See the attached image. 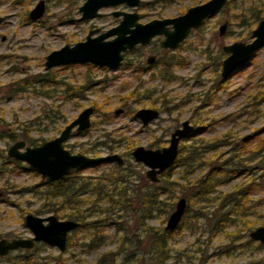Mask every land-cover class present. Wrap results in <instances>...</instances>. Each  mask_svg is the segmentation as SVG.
Returning a JSON list of instances; mask_svg holds the SVG:
<instances>
[{
  "label": "rangeland",
  "instance_id": "obj_1",
  "mask_svg": "<svg viewBox=\"0 0 264 264\" xmlns=\"http://www.w3.org/2000/svg\"><path fill=\"white\" fill-rule=\"evenodd\" d=\"M39 1L0 0V239L30 238L33 234L24 224L25 215L51 214L41 210L45 179L24 161L8 157L9 146L21 139L28 146L52 139L84 108L91 107L90 127L81 132L73 129L64 147L72 154L89 156L116 153L123 163L81 169L76 174L80 179L94 181L117 168L127 177L122 185L129 191L150 185L145 175L147 167L133 159L132 150L139 145L152 148L156 139L160 147L167 146L171 132L185 119L198 131L183 139L179 147L184 152L193 145L203 147L204 161L211 162L196 167L194 162L188 181L204 177L213 165L237 167L232 174L223 169L216 172V178L222 180L213 194L219 199L212 204L198 198L188 201L190 190L179 178L183 165H177L169 175L167 170L160 175L159 186H164L166 176L175 183L168 193L173 200L170 212L179 198L186 200L180 226L172 231L168 243L167 263L176 259V264H264V244L259 246L261 243L250 239L247 230L248 226L254 229L264 225V186L258 184L264 181V171L258 168L259 157L255 156L264 144V47L230 76L220 75L227 55L222 47L251 40V30L260 19L246 23L249 8H260L264 17V0L231 1L227 10L223 7L190 31L175 50L163 49L159 43L163 37L157 36L149 45L125 52L117 67L80 62L49 69L45 68V60L52 50L84 40L91 29H98V34L116 26L121 16H113L114 10L137 11L139 21L145 23L177 16L206 0H141L136 8L125 4L103 7L100 15L92 19H81L78 8L85 0H43L42 16L30 19L29 12ZM226 20V32L220 35L219 27ZM25 45L30 47L29 52L23 51ZM149 56L155 57L152 65L146 63ZM165 59L173 64L163 78ZM139 65L146 69H135ZM37 77L43 80L39 82ZM18 83L24 86L18 87ZM132 91L139 93L138 100L129 98ZM140 108L157 109L159 115L144 125L134 116ZM116 109L122 111L116 114ZM196 119L200 126L195 124ZM9 129L18 134L17 138L7 136ZM22 132L36 139L34 144L21 136ZM208 144L212 148H205ZM90 147L93 150H88ZM250 181L254 185L246 198L250 208L235 206L229 198ZM114 211V221L105 222L103 238L92 240L90 230L76 229L68 234L63 251L36 242L31 249L12 250L0 256V264H96L107 251L127 249L129 241L144 243L145 230L137 223L138 215L118 208ZM170 212L167 216L154 215L145 222L146 226L164 228ZM97 213L90 220H98ZM116 223L121 228L117 229ZM123 236L126 243H122ZM131 249L138 251L137 247ZM114 263L150 264L130 259L127 253L118 255L115 262H107Z\"/></svg>",
  "mask_w": 264,
  "mask_h": 264
},
{
  "label": "water",
  "instance_id": "obj_2",
  "mask_svg": "<svg viewBox=\"0 0 264 264\" xmlns=\"http://www.w3.org/2000/svg\"><path fill=\"white\" fill-rule=\"evenodd\" d=\"M141 0H85L78 8L81 19H92L100 15L103 7H116L125 4L136 8ZM229 0H206L203 3L186 9L182 14L174 17L155 18L148 22L139 21L137 11L114 10L113 16L121 19L119 23L98 34V29L87 32L85 39L74 45L68 44L52 50L46 55L45 68L54 66L89 62L100 66L117 67L123 59V54L132 51L136 45H147L157 36H162L160 45L163 48L175 50L184 41L190 31L197 29L209 17L218 13ZM45 10L44 1L40 0L29 12L30 19H38ZM228 21L219 27V34L226 32ZM113 36L111 39L109 37ZM251 41H235L224 45L223 51L228 55L221 63L220 75L225 78L240 67L259 48L264 46V18L251 31ZM155 57H147V63L154 62ZM93 109L84 108L75 119L66 124L59 135L36 146H28L24 140H17L7 149V156L24 161L29 167L39 173L46 183L63 179L72 170L85 169L104 163H123V158L116 153L101 156H89L83 153L72 154L64 147V141L74 129L81 132L90 127V115ZM122 109H116L118 114ZM159 111L153 108H140L135 111L142 124L146 125L157 118ZM194 126L189 120L182 121L181 126L174 129L167 146L160 148H146L142 145L132 150L133 159L147 167L145 175L152 183L160 181V175L166 171L177 159L179 143L194 133ZM186 209L184 197L178 199L166 220L165 230L174 231L180 224ZM24 224L33 236L30 238L0 239V256L12 250L31 249L36 242H43L55 246L59 251L66 248L68 234L80 226V222L73 219H59L54 214L41 217L28 213L24 217ZM250 239L264 244V225L258 226L249 232Z\"/></svg>",
  "mask_w": 264,
  "mask_h": 264
},
{
  "label": "trees",
  "instance_id": "obj_3",
  "mask_svg": "<svg viewBox=\"0 0 264 264\" xmlns=\"http://www.w3.org/2000/svg\"><path fill=\"white\" fill-rule=\"evenodd\" d=\"M234 0H229L223 9H228L229 3ZM260 8L250 7L249 8V20L246 22L252 24L255 21L263 18V15L260 13ZM172 60H164L163 68V78L167 77L169 68L172 66ZM143 71V70H141ZM38 81H42V78L37 77ZM47 81L51 78H47ZM46 81V82H47ZM24 84H27L28 81H23ZM24 86L23 83H18V87ZM14 89H11L13 91ZM139 93L132 91L129 94V98L138 100ZM195 124L200 126V122L196 119ZM7 136L11 139L17 138L18 134L14 130L9 129ZM21 135V134H20ZM26 137L30 143L34 144V138L29 137L24 132L22 135ZM189 136H192L190 134ZM264 143V142H263ZM210 146L209 144L207 145ZM152 148L160 147V141L158 139L154 140L151 143ZM203 147L198 145H193L187 152L179 147V154L176 161L167 169L166 173L169 175L172 169L177 165H183V170L180 172L179 178L185 180V187L190 190L188 201L192 198H198L202 202H211L213 203L216 199H219L218 196H214V193H217L216 186L220 184V178L217 177L218 170H224L227 174H232L235 172L234 168L224 169V163L221 166H211V169L204 175V177L194 179L193 181H188L187 175L194 171L196 166L202 164H210V159L204 161V153L202 150ZM209 148H212L211 146ZM208 148V149H209ZM214 148V147H213ZM204 149V148H203ZM88 150H93L92 147ZM256 157H259L258 168L264 171V144H262L257 150ZM252 156V155H250ZM256 157H249L251 160H254ZM203 160V161H202ZM16 164H19L18 161H14ZM194 162H197L195 167ZM227 162V161H225ZM81 169H75L70 172L69 175L65 176L63 179L47 183L46 189L44 192V201L41 205V210L43 212H49L56 215L59 219L68 218L77 220L80 222V226L77 229H86L92 232V240L99 237L103 238L102 231L105 226L107 219H111L115 214L114 209L118 208L120 210H130L135 212L138 215L137 223L144 227V234L146 237L145 247H142L144 243L137 242L132 244V241H129L127 249L117 250L116 252L107 251L99 256L96 261V264H107V262H115L116 257L123 253H127V256L134 259L147 260L150 264H171L167 263V260L170 258L168 243L172 235V231L165 230V228L157 229L152 226H146L145 222L148 219L153 218L154 215H163L167 216L170 212L173 200L168 195L169 190L173 188L174 181L170 180L169 177H165L164 186H159L157 183H150L148 186L142 188L131 189L126 188L122 183L127 179L123 170L113 169L110 172L104 173L97 180H87L86 178L80 179L77 177ZM264 174V173H263ZM263 178V175H261ZM259 185L264 186V181H260ZM253 182L250 181L247 184H244L237 188L235 192L229 198L233 204L242 209L250 208L246 203V198L249 193L253 190ZM89 194L85 197V194ZM165 194V196H164ZM94 195L95 198L91 199V196ZM223 200L225 198H222ZM221 202V198L220 201ZM104 205H101V204ZM135 205V209L132 206ZM221 205V204H220ZM98 220H90L92 216L96 213ZM103 215L104 218H100V215ZM180 226V224H179ZM178 226V227H179ZM117 229L121 228L119 223H116ZM252 226H248L247 230L251 231ZM102 236V237H101ZM122 243L127 242L126 237H122ZM250 241V240H249ZM259 246H263L260 244ZM137 247V250L131 249ZM143 248L145 250H143ZM128 249L131 251L128 252ZM140 249V250H139ZM176 259L174 263L176 264ZM264 262V259L261 261ZM115 264V263H114Z\"/></svg>",
  "mask_w": 264,
  "mask_h": 264
},
{
  "label": "flooded vegetation",
  "instance_id": "obj_4",
  "mask_svg": "<svg viewBox=\"0 0 264 264\" xmlns=\"http://www.w3.org/2000/svg\"><path fill=\"white\" fill-rule=\"evenodd\" d=\"M263 18H264V17H263ZM261 19H262V18H261ZM261 19H260V20H261ZM260 20H259V21H260ZM259 21H258V22H259ZM258 22H257V24H258ZM257 24H256V25H257ZM255 27H256V26H255ZM255 27H254V28H255ZM254 28H253V29H254ZM251 31H252V30H251ZM250 35H251V33H250ZM250 38H251V36H250ZM152 40H153V39H152ZM152 40H151V41H152ZM161 40H162V39H161ZM161 40H160V41H161ZM251 40H252V39H251ZM251 40H250V41H251ZM151 41H150V42H151ZM250 41H249V42H250ZM150 42H149V44H150ZM182 42H183V41H182ZM182 42H181V43H182ZM159 43H160V42H159ZM181 43H180V44H181ZM232 43H233V42H232ZM246 43H247V42H246ZM149 44H147V45H149ZM142 46H146V45L138 44V45H136V47L134 48V50H136L137 48L142 47ZM160 46H161V45H160ZM178 47H179V46H178ZM263 47H264V46H263ZM162 48H163V47H162ZM261 48H262V47H261ZM261 48H259V49H261ZM163 49H165V50H170V49H166V48H163ZM176 49H177V48H176ZM259 49H258V50H259ZM258 50H256V51L252 54V56H251V57H250V58H249V59L243 64V66H244V65H245L250 59H252V57L255 55V53H256ZM132 51H133V50H132ZM227 55H228V54H227ZM227 55H226V56H227ZM123 56H124V54H123ZM226 56H225V57H226ZM122 60H123V59H122ZM122 60H121V61H122ZM154 61H155V60H154ZM222 61H223V60H222ZM146 63H147V59H146ZM153 63H154V62H152V63H150V64L147 63V64L152 65ZM119 64H120V63H119ZM118 66H119V65H118ZM240 68H241V67H240ZM135 69H139L140 71H141V70H145V69H146V66L139 65V66H137ZM220 71H221V70H220ZM236 71H237V70H236ZM232 74H233V73H232ZM229 76H230V75H229ZM221 77H222V76H221ZM227 77H228V76H227ZM222 78H223V77H222ZM225 78H226V77H225ZM185 120H186V119H185ZM183 121H184V120H183ZM189 122H190V121H189ZM181 123H182V122H181ZM190 124H191V123H190ZM180 126H181V125H180ZM180 126H179V127H180ZM193 126H194V129H195V130H194V133H196V132L198 131V129H196L195 125H193ZM177 128H178V127H177ZM175 129H176V128H175ZM171 133H172V132H171ZM194 133H192V134H194ZM170 135H171V134H170ZM189 135H190V134H189ZM189 135H188V136H189ZM185 139H186V138H185ZM21 140H22V139H21ZM35 146H36V145H35ZM8 157H9V156H8ZM11 158H12V157H11ZM16 160H17V159H16ZM18 161H19V160H18ZM164 172H165V171H164ZM69 174H70V173H69ZM151 183H152V182H151Z\"/></svg>",
  "mask_w": 264,
  "mask_h": 264
},
{
  "label": "bare ground",
  "instance_id": "obj_5",
  "mask_svg": "<svg viewBox=\"0 0 264 264\" xmlns=\"http://www.w3.org/2000/svg\"><path fill=\"white\" fill-rule=\"evenodd\" d=\"M23 51L24 52H29L30 51V47H28L27 45H25L24 48H23Z\"/></svg>",
  "mask_w": 264,
  "mask_h": 264
}]
</instances>
